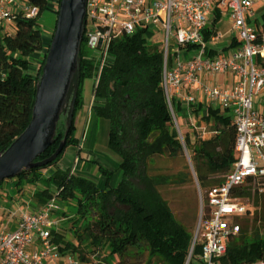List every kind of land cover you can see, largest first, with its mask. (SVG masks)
I'll use <instances>...</instances> for the list:
<instances>
[{"label": "trees", "instance_id": "obj_1", "mask_svg": "<svg viewBox=\"0 0 264 264\" xmlns=\"http://www.w3.org/2000/svg\"><path fill=\"white\" fill-rule=\"evenodd\" d=\"M27 1L37 8L36 16L28 18L17 14L13 31L0 33V151L26 128L31 117L40 75V67L37 71L32 70V57L44 48L38 18L45 9H52L55 16L57 14L58 0H55L54 8L50 6V0ZM218 21L219 15L215 12L211 24ZM254 21L261 32L264 12ZM49 42L50 39L41 67ZM234 45L235 41H232L228 47L221 46L207 54L225 51ZM87 50L83 33L71 116L68 118L67 113L59 119L54 142L35 161L51 156L66 133L62 150L51 162L10 178L15 180V191L18 192L22 184L34 187L32 196L39 205L53 197L62 203L75 202L76 218L71 222V231L77 243L65 241L59 233L54 234V241L78 252L82 261H86L84 251L89 250L85 247L102 250L108 246L107 264L115 257L121 260L144 257L142 264H185L191 233L177 220L158 191L156 186L163 178L152 177L147 170L151 156L175 153L181 149V143L161 85L162 56L157 47L147 44L143 29L111 41L93 91L92 108L97 117L108 122V147L120 158V181L114 187L99 188L70 169H56L43 176V170L56 164L67 145L77 144L73 137L74 117L83 102L82 81L93 78L96 68L95 60ZM172 108L177 118L185 116L179 103L172 102ZM190 114L211 121L218 133L232 128L229 115L220 108L199 102L191 106ZM212 162H215L213 158ZM99 170L107 180L113 174L100 166ZM259 195L257 183L251 179L235 191V196L240 199L248 202L253 199L254 206ZM253 220H256L255 216ZM240 225V232L228 240L226 252L219 258L220 264H250L264 260V217L258 231L245 218L240 220ZM193 250L196 254L200 252L198 243ZM187 264L204 263L190 259Z\"/></svg>", "mask_w": 264, "mask_h": 264}, {"label": "built area", "instance_id": "obj_2", "mask_svg": "<svg viewBox=\"0 0 264 264\" xmlns=\"http://www.w3.org/2000/svg\"><path fill=\"white\" fill-rule=\"evenodd\" d=\"M254 4V0H86L84 33L96 63L94 88L111 41L143 29L146 39L153 33L160 39L155 47L162 56L161 85L173 124L177 117L172 102L179 103L188 117L191 106L199 102L230 117L236 160L219 183L198 189L197 218L185 264L190 259L220 264L228 240L241 230L240 220L253 213L252 205L235 196L236 189L251 179L259 194L264 191V112L256 106L264 92V28L257 30ZM215 12L231 21L235 34L230 38L211 24ZM17 14L33 18L37 8L27 0H0V26L12 27ZM222 41L229 42L219 45ZM232 41L235 45L225 51L207 54ZM216 75L228 76L229 83L208 81ZM61 207L53 197L33 211L10 210L6 225L17 216L16 227L0 226V264H87L78 252L54 241ZM255 263L264 260L250 264Z\"/></svg>", "mask_w": 264, "mask_h": 264}, {"label": "rangeland", "instance_id": "obj_3", "mask_svg": "<svg viewBox=\"0 0 264 264\" xmlns=\"http://www.w3.org/2000/svg\"><path fill=\"white\" fill-rule=\"evenodd\" d=\"M254 3V17L259 20V16L264 12V3L257 2L256 0H254ZM53 6L55 5L53 4ZM55 18V13L51 9H45L38 18L41 34L44 37V48L40 53H37L32 57L33 71H37L40 67L39 73H41L40 65L44 51L46 50L48 41L51 37ZM215 27L220 33H224L229 38L232 34H235L231 29V21L226 14L219 18ZM11 29L12 27L9 25L0 26V33H9ZM159 41V36L155 33L148 36L146 39L147 44L150 46L158 45ZM224 43L225 42L222 41L219 45ZM87 51L90 53L89 50ZM184 58H186V56L182 57V59ZM258 100L256 106L264 112V92L260 93ZM62 116H60V118H62ZM176 123L180 133H178L175 125ZM176 123L174 124V128L177 131V138L181 143V149L175 153L164 152L162 154L151 156L148 160L147 170L150 176L163 178L156 186L158 191L168 202L177 220L180 221L190 233H192L197 218L198 189L205 190L214 186L231 171L236 160V151L234 148L235 135L233 127L225 132H219L216 134L211 121L207 122L192 114H190L189 117L185 115L177 118ZM97 125L91 152L96 153L102 159V162L100 161L99 165L102 168L107 169L108 167L103 163L106 154H104L102 150L96 149L98 145L105 144L107 129L99 121L97 122ZM211 158L214 159V163H211ZM109 166V168H112L115 165L111 162ZM115 173L117 184L121 179L122 173L120 170ZM14 183V179L9 178L2 180L0 184L1 195L5 196L12 203H23L21 202V198L24 197L26 198V201H35L32 196L33 188L22 184L20 190L16 192ZM37 186L41 187V184H38ZM11 192L16 196L10 197L9 193ZM240 201L252 205L253 213L250 214V216L245 217V219H247L249 225H254L253 229L258 231L262 225L264 217V191L260 193L255 206L252 204L253 199L249 202L246 199H240ZM75 210L76 206L74 201L64 202L62 203L61 210L56 213V216L60 219L58 233L62 235L65 241L77 243L71 231V222L76 218ZM254 216L256 217L255 221L253 220ZM6 220L7 218H3L2 222H5ZM85 249H89L86 252L84 251L87 264H107L105 259L108 258V246H105L102 250H98L97 248H93V250L86 247ZM143 261L144 257H125L123 260L115 257L109 264H142Z\"/></svg>", "mask_w": 264, "mask_h": 264}, {"label": "water", "instance_id": "obj_4", "mask_svg": "<svg viewBox=\"0 0 264 264\" xmlns=\"http://www.w3.org/2000/svg\"><path fill=\"white\" fill-rule=\"evenodd\" d=\"M86 0H58L54 29L36 83L26 128L0 151V181L51 162L62 150L66 133L51 156L35 161L53 142L60 116L72 113L79 79V49Z\"/></svg>", "mask_w": 264, "mask_h": 264}, {"label": "crops", "instance_id": "obj_5", "mask_svg": "<svg viewBox=\"0 0 264 264\" xmlns=\"http://www.w3.org/2000/svg\"><path fill=\"white\" fill-rule=\"evenodd\" d=\"M53 4L55 5V0H50V6L52 8H54ZM209 80L221 85L229 83V77L222 75H216L208 79V81ZM93 91V78L84 79L82 81V106L77 110L74 117L73 137L77 141V144L67 145L56 164L43 170L44 177L50 175L56 169H70L73 174L93 181L99 188L105 187L106 185L109 187H114L117 185L115 180V172L119 171L118 166L120 163V158L108 147V122L105 119L97 117L95 111L92 108ZM98 121L101 122L102 125H104V127L107 129L105 144L98 145L96 149H100L104 154H106L107 159L105 158L103 163L106 165V167H108L106 170L113 172L109 180H107L99 170V162H102V159L96 153L91 152L94 142L95 129L98 126ZM110 161L115 165L112 168H109V164L111 163ZM31 188L34 189V187ZM9 196L14 197L16 195L11 192L9 193ZM21 200V202H23L21 204H18L17 202L12 203L0 193V226H7V228L11 230L16 226L17 216H15L12 221L6 225V221L8 220V212L10 210L33 211L40 206L36 203V201H26L25 197L21 198ZM3 218H7V220L2 222Z\"/></svg>", "mask_w": 264, "mask_h": 264}]
</instances>
